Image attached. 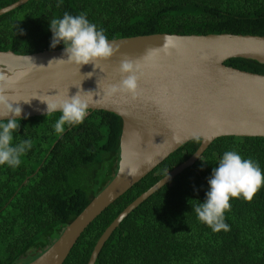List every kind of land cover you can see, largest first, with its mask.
Returning <instances> with one entry per match:
<instances>
[{"label": "trees", "instance_id": "obj_1", "mask_svg": "<svg viewBox=\"0 0 264 264\" xmlns=\"http://www.w3.org/2000/svg\"><path fill=\"white\" fill-rule=\"evenodd\" d=\"M17 0H0V9ZM85 13L108 40L230 34L264 37V0H28L0 15V52L26 55L51 46L53 18ZM224 65L264 75V65L234 58ZM61 112L20 119L14 144L32 147L16 168L0 165V264H27L43 253L113 177L120 119L91 111L78 125H54ZM199 139L168 155L110 203L82 231L62 264H86L104 229L136 197L189 158ZM225 151L256 161L264 172V138L220 137L200 158L134 208L112 231L93 264H264V186L251 202L230 200L228 231L214 232L194 208Z\"/></svg>", "mask_w": 264, "mask_h": 264}, {"label": "water", "instance_id": "obj_2", "mask_svg": "<svg viewBox=\"0 0 264 264\" xmlns=\"http://www.w3.org/2000/svg\"><path fill=\"white\" fill-rule=\"evenodd\" d=\"M27 1L17 0L1 8L0 15ZM109 42L115 46L112 57L97 61L96 67L82 65L79 70L60 60L67 59L64 48L26 55L0 52V73L7 77L3 86L12 99L19 101L20 119L47 115V105L33 97L43 99L57 92L74 96L83 90L82 98L90 103L87 114L104 111L121 122L113 177L57 239L27 264H62L79 235L100 212L186 142L200 140L189 158L112 220L96 240L86 264L94 263L109 235L134 208L190 167L213 140L230 136L264 138V75L224 65L234 58L264 65V37L152 34ZM125 59L139 66L137 92L111 94L110 86L122 79L119 69ZM88 73L92 75L88 77ZM56 112L60 111L52 113ZM8 118L12 117L0 120ZM131 168L137 169L135 175H129Z\"/></svg>", "mask_w": 264, "mask_h": 264}, {"label": "clouds", "instance_id": "obj_3", "mask_svg": "<svg viewBox=\"0 0 264 264\" xmlns=\"http://www.w3.org/2000/svg\"><path fill=\"white\" fill-rule=\"evenodd\" d=\"M49 23L53 33L51 46L54 48L63 42L67 59L60 60L78 66V70L82 65L92 64L96 67L97 61L108 60L115 52L114 42L110 43L103 29L98 30L95 24L89 22L85 13L76 16L65 13L63 18H53ZM119 70L122 79L119 84L110 86V93L135 95L138 89L139 66L132 60L125 59L121 61ZM87 75L90 77L92 73ZM6 80L7 77L0 73V117H12L0 120V165L16 168L22 162L21 157L32 147V141L13 143V133L19 128L22 108L18 106L19 101L7 94L6 90L9 89L3 86ZM81 91L74 96H69L68 92H57L56 95L43 99L39 96L33 97L47 105V116L55 111L62 113L54 125L56 133L62 134L66 124L78 125L84 121L90 103L82 98ZM14 104L17 106H13ZM136 171V168H131L129 175H135ZM208 184L210 190L206 193V200L196 205L194 211L198 219L214 232L228 231L230 229L225 223L224 214L231 208L230 200L242 197L251 202L264 186V172L256 161L245 159L236 151H225L218 167L213 168Z\"/></svg>", "mask_w": 264, "mask_h": 264}]
</instances>
